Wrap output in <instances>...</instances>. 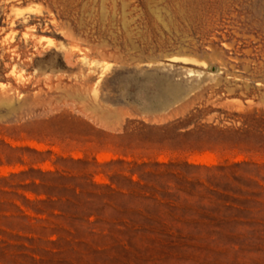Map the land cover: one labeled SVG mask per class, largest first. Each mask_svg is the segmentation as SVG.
<instances>
[{"label":"rangeland","instance_id":"1","mask_svg":"<svg viewBox=\"0 0 264 264\" xmlns=\"http://www.w3.org/2000/svg\"><path fill=\"white\" fill-rule=\"evenodd\" d=\"M0 92V264H264V0H0Z\"/></svg>","mask_w":264,"mask_h":264},{"label":"bare ground","instance_id":"2","mask_svg":"<svg viewBox=\"0 0 264 264\" xmlns=\"http://www.w3.org/2000/svg\"><path fill=\"white\" fill-rule=\"evenodd\" d=\"M4 92V91H3ZM0 94H1V96L3 95L1 92H0ZM5 94V93H4ZM9 95H11V94H9ZM0 96V97H1ZM11 100H13V97L12 98H10V96H8V95H4V96H2L1 98H0V103H2V104H4V105H9L10 103H11ZM12 104V103H11ZM10 106H13V105H10ZM1 107V106H0ZM3 107V106H2Z\"/></svg>","mask_w":264,"mask_h":264},{"label":"water","instance_id":"3","mask_svg":"<svg viewBox=\"0 0 264 264\" xmlns=\"http://www.w3.org/2000/svg\"><path fill=\"white\" fill-rule=\"evenodd\" d=\"M210 71L214 72V71H216V68L215 67H211Z\"/></svg>","mask_w":264,"mask_h":264}]
</instances>
